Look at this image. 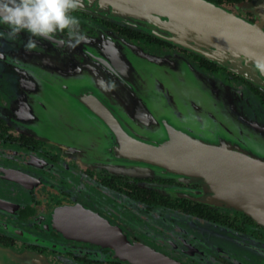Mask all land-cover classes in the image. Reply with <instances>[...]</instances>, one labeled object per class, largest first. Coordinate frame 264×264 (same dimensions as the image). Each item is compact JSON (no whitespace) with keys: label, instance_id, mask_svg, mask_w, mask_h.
<instances>
[{"label":"water","instance_id":"95a60500","mask_svg":"<svg viewBox=\"0 0 264 264\" xmlns=\"http://www.w3.org/2000/svg\"><path fill=\"white\" fill-rule=\"evenodd\" d=\"M76 11L175 43L264 92V73L256 68L257 60L264 61L262 21L245 22L208 0H81ZM27 38L22 32L16 41L0 40V82L13 97L7 114L12 126L58 145L84 165L198 184L191 198L264 224L261 108L250 109L237 90L182 57L145 53L108 31L75 47L38 39L37 46L51 55L26 49ZM98 78L115 86L98 85ZM2 207L20 212L14 203L0 202ZM30 214L64 236L110 249L119 263L174 264L82 208ZM0 264L46 263L32 253L0 248Z\"/></svg>","mask_w":264,"mask_h":264},{"label":"flooded vegetation","instance_id":"af4514ba","mask_svg":"<svg viewBox=\"0 0 264 264\" xmlns=\"http://www.w3.org/2000/svg\"><path fill=\"white\" fill-rule=\"evenodd\" d=\"M208 1L245 22L262 21L264 28V0ZM73 14L88 24L82 31L85 35L96 37L108 31L121 36L117 28L122 25L78 11ZM59 35L67 39L64 33ZM28 50L53 53L38 46ZM188 52L181 49L196 70L237 90L250 109L261 108L264 114V92L251 81L214 61L212 70L198 67ZM12 99L0 84V202L20 206V212L0 208V248L41 256L47 264H122L110 249L64 236L30 214L33 210L49 216L68 207L103 217L130 242L160 252L174 264H264V224L253 216L191 198L200 188L192 182L169 176L122 175L84 165L62 153L58 145L12 126L7 118Z\"/></svg>","mask_w":264,"mask_h":264},{"label":"clouds","instance_id":"9594fccd","mask_svg":"<svg viewBox=\"0 0 264 264\" xmlns=\"http://www.w3.org/2000/svg\"><path fill=\"white\" fill-rule=\"evenodd\" d=\"M81 0H0V40L16 41L20 33L27 35L24 47H37L38 39L59 45L75 47L87 36L80 30V20L73 13ZM64 33L67 39L59 34ZM256 68L264 73V61L257 60ZM98 85L114 87L98 78Z\"/></svg>","mask_w":264,"mask_h":264},{"label":"trees","instance_id":"16d2710c","mask_svg":"<svg viewBox=\"0 0 264 264\" xmlns=\"http://www.w3.org/2000/svg\"><path fill=\"white\" fill-rule=\"evenodd\" d=\"M117 33L121 34L122 37L129 39L132 42L146 44V45H150V46H162V45H164L165 47L173 48V45L162 42L157 38L152 39V37H150L146 34L139 33L137 31H134L130 28H126L123 26H118ZM183 52H185V51L183 50ZM189 55L191 57V61L195 65H197L198 67H202L205 69L212 70L213 67L216 66V64L214 62L209 61L205 58H202L199 55L193 54L191 52L189 53Z\"/></svg>","mask_w":264,"mask_h":264},{"label":"rangeland","instance_id":"374dc122","mask_svg":"<svg viewBox=\"0 0 264 264\" xmlns=\"http://www.w3.org/2000/svg\"><path fill=\"white\" fill-rule=\"evenodd\" d=\"M76 11V10H75ZM87 16H89L88 14H86ZM92 16V15H90ZM86 19V18H85ZM88 24H86L85 22H83V20H81L80 22V30L83 31L86 26ZM86 36H89V35H86ZM98 36V35H97ZM96 36V37H97ZM90 37H93V36H90ZM129 42V41H128ZM131 43H134L138 48L142 49V51H144L145 53H148V54H152L154 56H158V57H162V56H165V55H170V56H180L182 57L184 60V56L182 55L181 53V49L182 47L180 48L177 44L175 43H171L173 44V48H167L165 46H150V45H146V44H141V43H136V42H131ZM187 51V50H186ZM189 63V62H188ZM190 64V63H189ZM191 65V64H190ZM192 66V65H191ZM193 67V66H192ZM194 68V67H193ZM200 72V71H199ZM231 72V71H230ZM202 73V72H201ZM233 73V72H232ZM235 74V73H234ZM205 75V74H204ZM206 76V75H205ZM209 77V76H208ZM0 84H2L0 82ZM4 85V84H3ZM5 86V85H4ZM6 90L8 91L7 87H6ZM43 91L46 93V94H49L50 93V89L48 88H45L43 87ZM10 93V95L12 96L11 92L8 91ZM54 92V91H53ZM86 124H88L87 121H84ZM85 128H88L85 127ZM45 261V260H44ZM46 263V262H45ZM47 264V263H46Z\"/></svg>","mask_w":264,"mask_h":264}]
</instances>
